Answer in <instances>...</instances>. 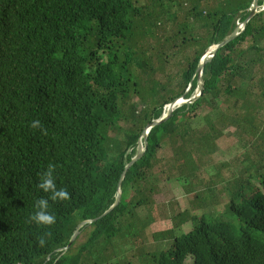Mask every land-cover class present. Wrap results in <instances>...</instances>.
<instances>
[{
	"label": "trees",
	"instance_id": "obj_1",
	"mask_svg": "<svg viewBox=\"0 0 264 264\" xmlns=\"http://www.w3.org/2000/svg\"><path fill=\"white\" fill-rule=\"evenodd\" d=\"M166 1L176 7L169 20H175L181 1H188L186 20L203 29V35H194L185 22L178 25L180 45L194 47L184 60L178 89L141 81L134 71L148 65L138 43L148 40V51L154 49L162 0L151 2L159 11L136 0H0V264H98L113 257L123 264L117 241L133 247L132 231L144 223L137 210H153L151 177L158 171L168 179L171 170L195 203L192 211L171 216V228L155 235L160 244L168 243L166 249L148 252L140 246L143 264H264V126L256 124L251 101L257 86L264 99V0H257L260 11L243 31L205 63L200 97L148 131L144 153L121 182L118 205L98 219L114 204L145 128L166 106L192 97L201 57L247 20L253 3ZM222 96L226 107L219 110ZM132 97L141 108L130 103ZM205 105L211 108L203 119L206 129H192ZM36 120L41 128L31 127ZM230 129L251 136L256 158L230 180L220 182L216 175L197 185V162ZM111 132L122 138L113 140ZM164 144L171 146L173 158L159 170L157 154ZM49 164L55 166L57 189L65 188L71 198L49 199L56 222L45 227L29 217L38 199L50 197L37 187ZM219 192L227 202L213 214L209 208ZM85 221H94L80 229L88 230L86 241L74 249L77 237L61 254ZM186 223L191 228L182 233ZM41 236L44 247L38 244Z\"/></svg>",
	"mask_w": 264,
	"mask_h": 264
},
{
	"label": "rangeland",
	"instance_id": "obj_2",
	"mask_svg": "<svg viewBox=\"0 0 264 264\" xmlns=\"http://www.w3.org/2000/svg\"><path fill=\"white\" fill-rule=\"evenodd\" d=\"M162 1L165 2V6L161 13L162 24L154 31L156 32L154 49L148 51V40L138 43V50L144 56L148 65L144 69L134 66V71L141 81L148 79L149 81L158 82L161 86L178 89L177 83L180 73L185 66L184 60L185 58L190 59L194 51V47L180 45L181 36L175 35L178 25L185 22L189 25V28L192 29L194 35H203V29L199 22L190 19L186 20L187 12L191 7L188 1H181L182 7L176 14L175 20L172 21L169 20V15L176 12V7H172L166 0ZM136 2L139 6L146 7L149 10L153 8L157 11L160 10L156 5H152V0H136ZM250 10L254 11V14L260 11L257 3L256 7L253 9L251 6ZM241 25L242 24L237 25L239 29ZM165 39L166 41L164 42ZM158 53L162 54L160 59H158ZM261 92L262 89L260 86H257L254 90V95L251 97V101L255 106L256 124H262L264 126V99L261 97ZM197 94L198 91H194L192 97L197 96ZM184 101L183 99L182 102ZM146 102H148V100ZM130 103L136 104L138 108L142 107L138 106L140 105L138 98L132 97ZM217 106L219 110L225 109L226 104L223 102V96L217 100ZM167 107L168 106H166V110ZM127 108L128 107L124 108V110H126L125 113L128 112ZM176 108L178 107L174 109ZM210 110L211 108L208 106H203L201 110L197 112V117L191 121V128L195 130L206 129L203 119L204 116L209 114ZM110 136L113 140L119 141L122 138V133L111 132ZM249 137H251L249 134L242 131L234 132L233 129L225 130L222 136L214 142V151L208 155H204L199 162H197L199 167L195 174L197 180L194 179V183L198 185L200 180L205 184L211 178H216V175H218L217 180L225 182L230 180L233 176L238 175L239 172L242 171V168H247L250 163L249 161L256 158L248 143L250 140ZM157 158L159 161L161 160L159 163V170H161L162 164L169 163L171 158H173L171 146L169 144H164L162 149L158 152ZM195 158H197V156ZM157 172L158 171H154V175L151 177V182L154 184L156 191L152 197V201L154 202L153 210L151 213H148L145 209L137 210L139 219L144 221V223L143 227L139 228V226H137L132 231L135 232V237H130V241H134V245L132 243L133 247H131V244L122 240L117 241L119 250L116 253L117 255L123 256V260H121L123 264H127L128 262H130V264H143L144 260L138 257V250L141 247L148 252L159 251L161 248L166 249L168 243L160 244L159 239H156L155 235L171 228V222L169 220L171 216L186 208L192 211V205L195 203V199L193 198L194 195L186 196L185 187L181 182L177 181V173H175V171L171 170L168 179H166L167 175H161L160 172ZM226 202L227 198L225 194L219 192L217 194V202L209 208V211L213 212V214L221 213ZM196 212L197 210H195V213ZM201 213L200 211L198 212V214ZM150 219L151 222L148 224ZM190 228V224L186 223L181 227V232L187 233ZM87 235L88 230L81 232L73 248L76 249L80 244L85 242ZM105 255L109 256V250ZM116 260V257H113L111 261L107 260L98 264H117Z\"/></svg>",
	"mask_w": 264,
	"mask_h": 264
},
{
	"label": "water",
	"instance_id": "obj_3",
	"mask_svg": "<svg viewBox=\"0 0 264 264\" xmlns=\"http://www.w3.org/2000/svg\"><path fill=\"white\" fill-rule=\"evenodd\" d=\"M256 2L257 0H253L252 3V8L254 9L256 7ZM254 15V11L250 12L249 17L247 18V20L241 25V28L239 29L238 26L237 28L233 31V33L227 38L225 39L223 42H221L220 44L211 46L209 49L206 50V52L203 54V56L201 57L199 64L196 68V74H197V87L195 91H198L197 96L191 97L189 100H185L184 102H182V98L177 99L176 101H174L172 104L168 105L167 110L162 114L161 118L153 121L150 123L149 126L146 127V129L143 132L142 135V139L138 140V145H137V149H136V154L135 156L130 160V162L126 165V167L124 168V171L122 173V176L119 180L118 183V191H117V195H116V199L114 204L106 211L104 212L98 219L102 218L103 216L107 215L114 207H116L120 201V190L119 187L121 185V182L125 176V173L127 172V170L135 163L137 162L142 154L144 153L145 149H146V136L148 131L153 128L156 125H159L160 123L166 121L168 119V117L170 116L171 112L174 110L175 107H179L181 104H190L192 102H194L198 97H200V95L202 94V83L200 81V78L202 76V71H203V67L205 65V63L209 62L213 56L215 55L216 51L225 46L227 43H229L230 41H232L236 36L239 35L240 31H243L244 29V25L247 23V21ZM94 221H85L80 223L75 231L73 232L72 236L69 239V242L67 244L66 247L62 248L59 250V252H61V254H64L69 247L72 245V243L76 240V238L79 236L80 233V229L85 226V225H91Z\"/></svg>",
	"mask_w": 264,
	"mask_h": 264
},
{
	"label": "clouds",
	"instance_id": "obj_4",
	"mask_svg": "<svg viewBox=\"0 0 264 264\" xmlns=\"http://www.w3.org/2000/svg\"><path fill=\"white\" fill-rule=\"evenodd\" d=\"M31 127L41 128V124L39 120L33 121L31 123ZM43 131V129H42ZM46 134V132L44 133ZM55 170V166L53 164L48 165L47 171H45L42 176L40 183L37 187L43 190L45 193H50L49 198H40L35 202L34 207L37 209L30 217L29 220L31 222L36 223L41 226H51L56 222V218L53 214H51L49 209V199L52 201H64L69 200L71 198L70 193L65 188L57 189L56 183L54 181L53 172ZM46 235H50V233H46ZM38 244L40 247H44L46 244V240L43 236L38 237Z\"/></svg>",
	"mask_w": 264,
	"mask_h": 264
},
{
	"label": "bare ground",
	"instance_id": "obj_5",
	"mask_svg": "<svg viewBox=\"0 0 264 264\" xmlns=\"http://www.w3.org/2000/svg\"><path fill=\"white\" fill-rule=\"evenodd\" d=\"M38 58V57H37ZM38 60H40V57H39V59ZM33 89V88H32Z\"/></svg>",
	"mask_w": 264,
	"mask_h": 264
}]
</instances>
